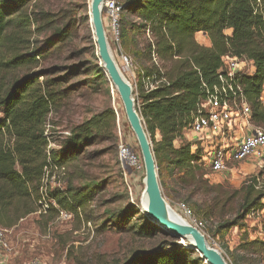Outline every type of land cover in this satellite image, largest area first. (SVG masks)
Listing matches in <instances>:
<instances>
[{
	"label": "trees",
	"instance_id": "16d2710c",
	"mask_svg": "<svg viewBox=\"0 0 264 264\" xmlns=\"http://www.w3.org/2000/svg\"><path fill=\"white\" fill-rule=\"evenodd\" d=\"M33 1L0 0V227L4 229L15 228L39 211L46 168L61 166L68 172V167L79 163L99 139L112 138L118 118L110 108L72 127L58 148L52 147L48 117L71 88L84 84L108 88L110 93L111 83L103 67L96 64L97 57L84 67L33 70L72 41L78 19L75 13L68 24L54 27L48 46H36L32 38L35 32L40 33L46 15L30 11ZM116 1L121 7V46L141 62L134 95L153 145L159 178L165 172H176L177 185L187 192L195 218L208 221L220 217L211 229L213 236L224 238L238 229L242 237L237 250L255 264H264V240L251 239L247 223L251 215L264 210V186L259 182L263 173L238 189L210 185L214 175L201 163V152L193 153L184 135L204 96L203 84L212 86L231 56L253 63V71L241 75L240 84L252 121L264 130L260 100L264 87V0ZM134 15L137 25L128 22ZM199 33L208 36L209 47L198 43ZM144 36L148 39L143 41ZM80 76L84 80L64 88ZM120 119L124 121L121 112ZM105 189L104 182L77 185L68 179L66 189L47 191L59 207L50 212L62 210L75 217ZM211 196L214 198L207 200ZM106 216L104 228L125 230L142 239L164 235L170 241L136 250L124 261L101 264H206L199 253L181 245L134 206L107 211Z\"/></svg>",
	"mask_w": 264,
	"mask_h": 264
},
{
	"label": "rangeland",
	"instance_id": "374dc122",
	"mask_svg": "<svg viewBox=\"0 0 264 264\" xmlns=\"http://www.w3.org/2000/svg\"><path fill=\"white\" fill-rule=\"evenodd\" d=\"M92 0H34L30 6L31 12L39 13L46 19L40 25V30L35 32L32 41L36 46L46 47L53 35L55 26H64L75 13L78 19L74 27L75 36L71 42L66 43L62 50L54 51L46 59L41 60L34 71L42 69H56V67H67L71 65L88 63L98 57V47L91 23L90 6ZM84 9L86 11L84 12ZM74 21V20H73ZM103 21L111 48V52L121 69L123 75L133 86L137 84V71L141 62H137L132 54L121 46L120 35L117 36L113 30L112 23L103 13ZM129 23L137 25V16H131ZM46 23H50L47 25ZM75 23V22H74ZM52 24V26H51ZM121 33V27H120ZM230 34V33H228ZM137 37V34H135ZM201 37V36H200ZM137 39V38H136ZM148 36L143 37V41ZM197 40V38H196ZM202 46L209 47V38L201 41ZM96 64L102 67L101 61ZM25 71H18L21 75ZM62 75V72L61 74ZM44 78L41 77L40 81ZM84 80V76L70 80L64 88H70L77 82ZM111 83V82H110ZM135 100L137 98L134 95ZM112 108L118 115L116 129L111 139H99L97 143L88 148L85 156L73 167H68L66 176L55 173L44 181V190L52 191L56 188L66 189L68 179L79 185L84 182H104L106 189L99 194L85 210L81 211L72 219H59V212L48 211L47 214L39 213L30 215L21 220L19 224L9 230L5 235L6 243L10 251H2L0 264H26L39 260L44 264H101L112 261H124L136 250H149L160 243L169 242L164 235L142 239L125 230L102 227L107 211H116L134 206L144 213L143 192L145 191L144 179L145 170L140 147L137 139L130 128L124 114V109L116 89L99 88L94 86L81 85L71 88L67 98L56 107L48 117V136L51 139L52 147L58 148L61 141L68 137L72 127L83 123L95 115L104 113ZM120 112L123 113L124 121L120 119ZM1 117V114H0ZM121 133V134H120ZM123 141L130 145L139 156V167L137 169L126 167L119 158V144ZM252 163L238 166L232 173L213 176L209 179L210 185H229L232 189H238L245 181L257 177L260 173L263 176L259 179L260 185L264 186V166ZM160 179L164 198L170 208L181 216L186 217L178 210V203H185L191 208L186 199L187 192H184L177 185L178 174L171 175L165 172ZM208 198V197H207ZM210 197L207 200H212ZM48 205L56 210L59 209L55 201L47 198ZM232 217V216H230ZM196 218H198L196 216ZM199 219V218H198ZM189 221V219H186ZM220 221V217L203 221L205 223V236L208 242L218 249L229 264H255L240 250L242 232L233 229L224 238L214 237L211 230ZM250 227L251 239L264 240V210L251 215L247 220ZM181 245H188V242L179 241ZM234 243V244H232Z\"/></svg>",
	"mask_w": 264,
	"mask_h": 264
},
{
	"label": "built area",
	"instance_id": "2783aa9c",
	"mask_svg": "<svg viewBox=\"0 0 264 264\" xmlns=\"http://www.w3.org/2000/svg\"><path fill=\"white\" fill-rule=\"evenodd\" d=\"M103 9L118 36L121 7L116 0H105ZM253 69V63L245 58L229 57L224 68L218 71L216 82L212 86L203 84L204 96L200 99L189 129L184 132L187 141L192 144L193 153L201 152V163L214 176L232 173L243 164L264 165V130L252 121L251 107L240 84L241 75L249 74ZM260 100L264 106V87ZM119 158L126 167H139L137 152L123 141L119 144ZM53 173L66 176V168H46L43 186ZM41 191L39 213L47 214L50 211L47 190L42 188ZM177 208L193 226L205 231V223L195 218L187 204L178 203ZM72 218L73 214L59 210V219ZM9 230L0 227V254L3 250L10 251L5 240ZM26 264L44 263L34 260Z\"/></svg>",
	"mask_w": 264,
	"mask_h": 264
},
{
	"label": "water",
	"instance_id": "95a60500",
	"mask_svg": "<svg viewBox=\"0 0 264 264\" xmlns=\"http://www.w3.org/2000/svg\"><path fill=\"white\" fill-rule=\"evenodd\" d=\"M104 2L105 0H92L90 6L91 23L98 47L99 60L107 78L120 97L125 117L140 147L145 170V192L148 201L144 214L153 224L172 237L183 242L191 240L192 244H188L186 247L194 249L199 253L206 264H229L223 254L208 242L204 232L181 216L184 221H178L170 214L172 209L167 204L163 195L153 145L146 131L143 119L137 110L133 86L123 75L111 52L103 21Z\"/></svg>",
	"mask_w": 264,
	"mask_h": 264
},
{
	"label": "bare ground",
	"instance_id": "6f19581e",
	"mask_svg": "<svg viewBox=\"0 0 264 264\" xmlns=\"http://www.w3.org/2000/svg\"><path fill=\"white\" fill-rule=\"evenodd\" d=\"M147 194L146 192L144 191L143 192V206H144V210L147 209ZM170 214L178 221H181L183 220L177 213H175L173 210L170 211ZM184 221V220H183ZM188 243L191 245L192 244V241L191 240H188Z\"/></svg>",
	"mask_w": 264,
	"mask_h": 264
},
{
	"label": "crops",
	"instance_id": "0c3cea01",
	"mask_svg": "<svg viewBox=\"0 0 264 264\" xmlns=\"http://www.w3.org/2000/svg\"><path fill=\"white\" fill-rule=\"evenodd\" d=\"M228 33H231V31H228ZM203 38V40H206V39H208V36L207 35H205L204 36V33H199V34H197L196 35V38H197V40H199V41H201V37ZM211 45V44H210ZM232 244H234V243H232Z\"/></svg>",
	"mask_w": 264,
	"mask_h": 264
}]
</instances>
